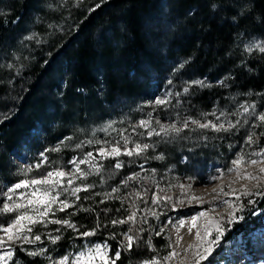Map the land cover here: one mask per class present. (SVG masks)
<instances>
[{
    "label": "rangeland",
    "instance_id": "1",
    "mask_svg": "<svg viewBox=\"0 0 264 264\" xmlns=\"http://www.w3.org/2000/svg\"><path fill=\"white\" fill-rule=\"evenodd\" d=\"M99 1L39 0L42 4L40 8L48 13H59V9L63 10V13H68L76 8L79 9L80 5H83L85 12L89 13L92 12L90 9L99 4ZM33 18L34 15L28 12L27 23H25V29L28 33L25 31L24 37H21L22 41L20 39V42L22 43L40 41L37 33L29 28L33 23L35 24ZM65 18L68 19V15H65ZM174 23L175 26L181 24L177 19L173 20L172 23L168 17L163 16L157 23L147 26L150 28L147 30L148 42L151 41V48H154L160 55L163 54V49H166L171 34L176 31ZM57 27L58 32H63L65 24L60 23ZM29 36L33 38L26 39ZM257 45L264 46V33L240 37V40L235 41L230 46L232 51L238 53L231 58L239 60L241 63L249 58L264 56V52H261ZM181 64L184 65L185 62L169 63V71L167 69V72L158 76L156 81L154 79L157 76L153 77L150 82L151 89L145 98L130 102L118 99L111 106V111L104 115L94 112L90 117H84L81 126H68V132L63 136L54 135L45 138L37 126L27 141L32 142L31 147H22L21 150L16 149L10 153L9 159L13 167L10 175L13 181L7 183L0 179V207L6 201L3 192L20 179L38 178L54 169L62 170L66 175L63 178H54L59 179L60 184L52 189L51 195L58 196V199L52 203V211L46 216L39 217L33 211V206L27 205L28 214L43 222H38L32 226L24 221L23 223L32 229L31 232L25 230V234L29 236L30 240H34L35 235H39L40 241L35 243L21 241L13 244L8 242L6 237L5 246L0 248V255L6 251H12L13 255L10 259L5 256L0 264H25L21 259L22 256L30 260L37 259L44 264H52L53 261H58L64 255L75 258L80 251H85L96 243L109 246L107 249H102L101 253H106L111 261L115 259V253H111L112 248L121 243L126 245L128 241L125 238V233L132 235L131 231L134 227L142 229L145 243L150 247L152 256L147 260L155 258L161 264H175L174 259L176 257L182 258L185 253L177 254L168 261L163 260V257L177 247L175 242L178 240L177 231L179 228L174 226L171 216L176 214L178 208L194 202L190 200L191 195L198 196L195 202L206 200L210 202L206 193L212 189L221 190L223 185L226 187L225 190L221 191L216 198L224 200L226 203L225 212H227V216L225 218L216 216L221 211L219 206L210 207L209 211H200L204 212L205 215L198 216L200 219L205 218V225L212 229V236L202 239L200 243L202 248L208 246L209 240H215L217 233L214 225L217 222L223 225L221 229L223 234L215 241L212 254L204 260V264H223L219 261L220 249L225 251V255L231 254L237 248H241L239 250L240 255L248 253L249 250L264 251V196L255 194L257 180L249 178L250 174L260 176L259 183L264 185V174L259 172V169L264 167V157L252 155L264 148V140L258 138V132L264 129V126H255L261 124L257 116L264 112V90L241 94L238 93L236 86L227 85L226 73L219 77H197L195 74L186 71L184 66L181 68ZM169 80L172 81L171 84H169ZM196 80H202L208 86L201 87L193 84L192 82ZM100 84L98 95H101L103 91L102 82ZM62 86L63 83L60 84V87ZM185 87L189 88L188 93H184ZM194 89L206 91L217 89L218 93L215 96L219 99L213 101L206 111H196L190 105V93ZM157 99H164L166 103L157 105L155 103ZM252 105H255L254 114H252ZM242 106L249 107V113H245ZM213 112L215 115H211ZM149 114L151 115L149 116ZM217 117L220 118L219 121ZM188 118L199 120L201 123H206L209 120L213 123H224L225 127L228 126L229 121L233 124H236L237 121L240 123L237 128L231 131L217 132L211 127L200 129L191 123V119H189L188 127L184 128L183 122ZM141 120L147 121L143 127L139 126ZM157 120L163 125L176 124L182 130L179 134L169 131L166 135L161 132L160 125L156 123ZM245 120L248 122L244 123ZM109 124L111 127H108ZM149 131L153 132L151 136L148 135ZM156 133L160 134L157 135ZM252 133L256 134L254 139L257 142L255 144L247 142L248 135ZM69 137L71 139H67ZM124 137L128 138L127 143ZM89 140L92 141L91 144L88 143ZM105 141L108 143H104ZM137 143L149 144L152 147L144 150L140 155H136L135 153L139 151L136 149ZM58 144H61L60 151H48ZM77 144H80L81 147L76 148ZM114 146L120 148L121 155L119 157L108 155L105 158L100 155L99 149L101 147L105 149L106 153H110ZM129 150L133 151V155H124V152ZM88 152H92L93 157L88 162L79 164L82 172L88 173L87 176H84L81 172L75 171L76 166L70 161L75 158L79 162V160L84 159ZM42 153L43 155H41ZM69 154H73V156L65 161ZM240 155L243 156L241 162L238 165H233L232 161ZM158 156H162L163 159H156ZM44 157L47 159L45 160ZM251 159H259L262 163L253 165L250 162ZM117 160L122 163V167L119 169L115 167ZM38 164L39 167H36ZM29 169L30 171H27ZM135 173L138 175L133 179H128ZM69 180H72L71 184H68ZM125 181L127 182L126 186ZM86 185H91V187L85 190ZM35 187L17 189L12 194L13 201L18 204H27L29 199H35L31 195ZM40 187L43 189L44 186ZM73 187H78L81 191L72 195L71 189ZM113 188H117L118 191L113 193ZM246 191H251L253 194L244 195ZM106 193L110 195H105ZM37 195L39 196L41 193H37ZM65 199L69 201L72 207L59 211L60 201ZM95 199L123 207V210L117 211L115 215L116 220L123 219L126 221L124 224L117 223L114 225L116 226V236L120 238L119 241L111 237L106 238L105 235L98 232L87 238L79 235L83 231L73 222L69 213L74 209H82L84 204ZM153 200L156 202L153 203ZM239 206H242V210ZM37 207L40 206L37 205ZM41 210L43 209L41 208ZM133 212H135L133 220L128 221L127 217ZM16 214V212L8 215L0 213V223L10 221ZM230 215L233 216L231 223L228 222ZM56 219H69L75 224L78 231L51 223L52 220ZM210 219L212 220L211 226L208 224ZM201 224L202 221H199L198 225ZM53 227H58L60 230L67 229L75 234L74 241L68 249L62 252L55 249L58 241L53 244L51 237L56 236L58 231L52 230ZM130 229L131 231H129ZM157 232H160V235H157ZM192 232L191 229L190 234L181 236L183 243L185 240L191 239ZM0 235H4V233L0 232ZM153 235L160 236L164 243V248L160 252L153 251V243L149 245ZM137 242L139 240L134 239L133 246ZM41 248L46 250L43 255L35 257L28 255V252L38 251ZM195 248L197 249V246H189L187 250L193 251ZM144 261L139 264H143ZM213 261L219 262L214 263ZM93 264H103V261L97 256Z\"/></svg>",
    "mask_w": 264,
    "mask_h": 264
},
{
    "label": "trees",
    "instance_id": "2",
    "mask_svg": "<svg viewBox=\"0 0 264 264\" xmlns=\"http://www.w3.org/2000/svg\"><path fill=\"white\" fill-rule=\"evenodd\" d=\"M99 4L89 13L83 5L68 13L61 9L48 13L40 8L39 0H0L2 181H13L9 155L31 147L32 142L27 141L37 126L45 138L63 136L68 126H81L84 117L111 111L118 99L145 98L153 77L157 76L156 81L165 74L169 63L187 61L185 70L197 77L226 73L227 85L236 86L241 94L264 90V56L240 63L231 58L237 51L230 49L240 37L264 33V0H100ZM28 12L34 15L35 24L29 28L37 33L39 42H20ZM163 16L181 24L174 23L176 31L160 55L148 42L147 26ZM60 23L65 24L63 32L57 31ZM100 82L103 91L99 96ZM217 91L192 90L191 108L206 111L219 99ZM261 133L264 129L258 132V138L264 140ZM72 156L67 155L65 161ZM84 208L91 211L74 209L70 215L81 231L92 230L99 222L98 233L120 240L111 221L122 206L95 199ZM142 232L139 227L131 231L139 240L131 250L120 251V245L112 248V254L121 252L116 264H139L152 256ZM57 235L61 236L55 245L58 252L68 249L75 237L67 229H59ZM150 241L153 251L164 248L160 236L153 235ZM21 259L25 264H44Z\"/></svg>",
    "mask_w": 264,
    "mask_h": 264
},
{
    "label": "snow or ice",
    "instance_id": "3",
    "mask_svg": "<svg viewBox=\"0 0 264 264\" xmlns=\"http://www.w3.org/2000/svg\"><path fill=\"white\" fill-rule=\"evenodd\" d=\"M100 5L97 4L96 7L98 8ZM215 7V5L213 6ZM95 9H90V11H94ZM33 37L29 36L26 37V39H32ZM257 47H259V50L261 52H264V46H260L257 45ZM249 51H251V49H249ZM187 61H185L186 63ZM184 65L181 64L180 67L182 68ZM172 81L169 80V84H171ZM193 84L199 85L201 87H205L208 86L205 84L204 81L202 80H196L192 82ZM221 83H223L221 81ZM78 91H83L81 89H78ZM184 93H188L189 92V88L185 87L183 89ZM171 95V94H169ZM179 95V94H177ZM155 103L157 105H163L166 103V101L164 99H157L155 101ZM243 110L245 113H249V107L247 106H242ZM252 108V114L255 113V105L251 106ZM151 114H149L150 116ZM208 115V114H205ZM211 115H215V112L211 113ZM221 115H224L223 113H221ZM258 120L261 122V124L259 125H255V126H264V112H261L258 114L257 116ZM189 119H185L183 122V127L187 128L188 127V122ZM219 117H217V120L219 121ZM248 121L245 120L244 123H247ZM158 125H160V129L161 132H164L166 135L168 134L169 131L171 132H175L177 134L180 133V131L182 130L181 128H178L176 126V124H169V125H163L160 124V121L157 120L156 122ZM191 123L193 125L198 126L200 129H206L211 127L213 130L219 132V131H231L232 129L237 128V126L239 125V121L236 122V124H233L231 121L228 122V126L225 127L224 123H213L211 120L207 121L206 123H201L199 120H195V119H191ZM147 124V121L141 120L139 122V126L143 127ZM108 127H111V124L108 125ZM106 130V129H105ZM153 134L152 131L148 132V135L151 136ZM157 135H159L160 133H156ZM261 135H264V133H261ZM256 136L255 133H252L251 135H248L247 137V142L249 144H255L257 141L256 139H254V137ZM67 139H71L70 137ZM125 142L127 143L128 138L124 137ZM89 144L92 143L91 140L88 141ZM97 143H100L99 141H97ZM104 143H108L107 141H105ZM119 142L117 141V144ZM61 144H63V142H61ZM61 144L56 145L54 148L52 149H48V151H60L61 150ZM81 145L77 144L76 148H80ZM152 147L149 144H136V149H139V151H137L135 154L136 155H140L144 150H147L148 148ZM99 153L102 157H107L108 155L112 156V157H119L121 155V151L119 147H112L111 152L110 153H106L105 149L103 147H101L99 149ZM43 155V153L41 154ZM124 155L127 156H132L133 155V151L129 150V151H125ZM252 155L256 156V157H264V148H262L260 151L253 153ZM93 157V153L92 152H88L86 154V156L84 157V159L79 160V162H77V160L74 158L72 161H70V163L74 164L75 167V171L76 172H81L82 175L87 176L88 173H84L82 172V170L79 168V164L81 163H86L90 160V158ZM44 159L46 160L47 157H44ZM156 159H163L162 156H158L156 157ZM243 159V156H237L236 159H234L232 161L233 165H238L241 160ZM251 164L253 165H257L262 163L261 160L259 159H251ZM36 167H39V164L36 165ZM102 167V166H101ZM115 167L117 169L122 167V163L120 161L117 160ZM94 170H97L94 168ZM231 171V169H229ZM27 171H30L27 170ZM259 172L264 174V167H261L259 169ZM26 174V173H25ZM66 175V173L62 170L59 169H54L52 171H48L46 173V175H42L38 178H32V179H20L18 182L14 183L11 185V187H8L6 191L3 192V196L6 198V201L3 203V206L0 207V213L3 214H11L13 212H16L17 214L15 215V217L13 219H11L10 221H5L3 223H0V232L4 233V235H0V248H3L5 246L6 243V237H7V241L11 242L13 244L19 243L21 241H23L24 243H35L36 241H40L41 237L39 235H35L34 240H30L29 236L27 234H25V230L27 232H31V227H28L27 224L23 223L24 221H27L29 224H31L32 226H35L36 223L38 222H43L38 220L37 218H35L34 216H30L28 214V210H27V205H32L33 206V211L35 213L38 214L39 217H44L46 216L49 212L52 211L51 205L52 203H54L57 199L58 196H52L51 192L52 189L59 186L60 184V180L59 179H54V178H63ZM138 173L133 174V176L129 177L128 179H133L135 176H137ZM250 179H256L257 180V185H256V195L259 196H264V185H261L259 183L260 180V176L257 175H249ZM191 179V178H190ZM213 179H216V177H213ZM72 180L68 181V184H71ZM126 181H125V186H126ZM29 186H36L35 190L32 192V197H34L35 199H29L27 201V204H18L15 203L13 201V193L17 190V189H21V188H28ZM40 186H44L43 189ZM91 185H86L85 186V190H87V188H90ZM79 191H81L80 188L78 187H73L71 189V193L72 195H75L76 193H78ZM118 189L117 188H113L112 192L115 193L117 192ZM37 193H41V195H37ZM253 193L251 191H246L244 193V195H252ZM105 195H110V194H105ZM51 196V198H49ZM77 199H79V197H77ZM237 199H239V197H237ZM156 201L153 200V203H155ZM227 202V201H226ZM249 203H252V201H249ZM37 205H39L40 207H37ZM72 207V205L69 203V201L67 199L65 200H61L60 201V207H59V211H64L67 208ZM240 209L242 210V206H239ZM41 208L43 210H41ZM21 209H23V211H20ZM79 210H83V211H91V209H79ZM117 211H119V209H117ZM69 215H72V213H70ZM205 213L204 212H200L198 213V215L196 216H192L191 220H192V226L195 227L196 226V221L199 217L204 216ZM135 216V212L131 213L128 217L127 220L131 221L133 220ZM240 219H243V217H240ZM233 220V216L230 215L228 218V222L231 223ZM51 223L57 224V225H61V226H67L68 228H72L73 230H77L75 224H73L69 219H56V220H52ZM117 223L119 224H124L126 223L125 220L121 219V220H116L113 219L111 221L112 225H116ZM184 224V221H180V225L182 226ZM209 226L212 225V220L210 219L208 221ZM223 225H221L219 222H217L214 225L215 228V232L217 233L215 240H209L208 241V246L204 248L203 252H199L197 251L196 253V258L193 260V264H200L201 261H204L208 258L209 255L212 254L213 248H212V244L215 243L216 240L219 239L220 235H222V229ZM100 228V224L99 222L97 223L96 228L89 230V231H84L82 233H80L79 235L81 237L87 238V237H91L93 235H95L97 233V230ZM57 231H59V229H57ZM78 231V230H77ZM131 231V229L129 230ZM162 231V230H161ZM189 232H191V229H189ZM157 235H160V232L156 233ZM197 237L200 238V233L197 232L196 233ZM212 236V229L211 227H209L208 229H206L205 234H204V238L207 239L208 237ZM112 239H115V235H113L111 237ZM125 238L128 241V243L125 245L123 243L120 244L121 248H124L125 250H131L133 247V242H134V236L125 233ZM61 239V236L56 235L54 237H51V241L53 244H55L57 241H59ZM151 244V241H149V245ZM109 246L107 244H101V243H96L93 246L87 248L85 251H80L75 258H71L69 255H64L62 256L58 261H53L52 264H93V261L95 260V258L97 256L100 257V259L103 261V264H116V260H118L121 256V252L119 250L115 251V259H112L111 261L109 260V258L107 257V254L101 253L102 249H107ZM45 249L41 248L38 251H30L28 252V255L30 256H39V255H43L45 253ZM13 253L12 251H6L3 255H0V261H3L5 259V256H7L9 259L12 257ZM177 255V253H175V251H170L168 253L167 256L163 257L164 261H168L171 260V258L173 256ZM143 264H161V262L155 258H152L150 260H145L143 262Z\"/></svg>",
    "mask_w": 264,
    "mask_h": 264
},
{
    "label": "bare ground",
    "instance_id": "4",
    "mask_svg": "<svg viewBox=\"0 0 264 264\" xmlns=\"http://www.w3.org/2000/svg\"><path fill=\"white\" fill-rule=\"evenodd\" d=\"M249 175V174H248ZM202 181V179H201ZM200 181V182H201ZM225 185L222 186L221 190H217V189H212L209 190L210 192H207V197H209V201H202V202H195L198 199L197 197H194L193 195H191L190 200H193V203H190L184 207L178 208L176 210V214L171 216V220L174 223V226L176 228H179V231H177L178 233V240L175 242V244L177 245V247L175 248V253L177 254H181V253H185L184 256L182 258H175L174 262L175 264H192L193 260L196 258V253L197 251L199 252H203L204 248H202L200 246V243L202 241V239L204 238V234L206 229H208L207 225H205V218H199L196 221V226L193 227L192 226V220L191 217L192 216H196V214L200 211H209L210 207H214V206H219L221 211H219L216 216L218 218H225L227 216V212H225V205L226 203L224 202V200H219L218 198H216V196L223 190H225L226 187H224ZM242 187V186H241ZM215 218V217H214ZM180 221H184V224L181 226L180 225ZM199 221H202V224L199 226L198 223ZM189 229H192V235L190 236L191 239L189 240H185L184 243L182 242L181 236H184L186 234L189 233ZM199 232L200 233V238L197 237L196 233ZM190 234V233H189ZM189 246H197V249L195 248V250L193 251H188L187 248ZM214 246V243L212 244V248ZM241 248H237L234 252H232L229 255H225L224 254V250L220 249L219 253H220V258L219 261L223 262V264H264V251H260V252H255V251H250L248 253L245 254H239V250ZM246 257H248V259H246ZM218 261V262H219ZM214 263H218L213 261ZM200 264H204V261H201Z\"/></svg>",
    "mask_w": 264,
    "mask_h": 264
}]
</instances>
